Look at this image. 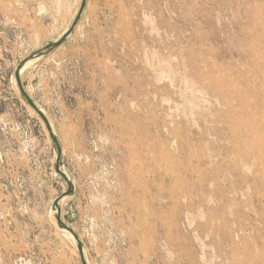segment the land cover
I'll return each instance as SVG.
<instances>
[{"label":"rangeland","instance_id":"1","mask_svg":"<svg viewBox=\"0 0 264 264\" xmlns=\"http://www.w3.org/2000/svg\"><path fill=\"white\" fill-rule=\"evenodd\" d=\"M81 0H0V264H81L13 70ZM20 79L89 264H264V0H87Z\"/></svg>","mask_w":264,"mask_h":264},{"label":"water","instance_id":"2","mask_svg":"<svg viewBox=\"0 0 264 264\" xmlns=\"http://www.w3.org/2000/svg\"><path fill=\"white\" fill-rule=\"evenodd\" d=\"M87 0H81L78 11L71 22V24L68 26V28L54 41L46 44L42 48L32 52L30 55H28L26 58L21 60L17 66L13 70V78L15 81V86L17 88V91L19 93L20 98L29 106L31 109H33L38 116L42 119L46 130L50 136V139L53 144L54 152H55V159H54V170L57 174H59L63 180L66 183V189L57 196L53 204L51 206V211L54 212L53 218L55 220L56 225L59 229H63L67 233H69L75 242L76 249L78 251L81 264H88L87 260L85 258L84 248L83 244L78 237L77 233L69 227L61 218V210H60V204L59 202L68 196H71L74 193V183L71 174L69 171L65 168L62 160V151L61 147L57 138V135L55 134V131L53 130V127L51 126V123L49 122V119L45 115V113L41 110L39 105L29 96L27 91L24 89L23 84L20 79V70L24 66V64L28 61L34 60L42 55L48 54L52 50H54L56 47H58L74 30L75 26L77 25L79 19L81 18V15L83 13V10L85 8ZM65 168V169H64ZM69 174H68V173Z\"/></svg>","mask_w":264,"mask_h":264},{"label":"bare ground","instance_id":"3","mask_svg":"<svg viewBox=\"0 0 264 264\" xmlns=\"http://www.w3.org/2000/svg\"><path fill=\"white\" fill-rule=\"evenodd\" d=\"M13 80V84H14V87L16 88V86H15V81H14V78L12 79ZM17 89V88H16ZM40 108H41V106H39ZM41 110L45 113V111L41 108ZM45 115L47 116V118L49 119V117H48V115L45 113ZM49 122L51 123V121H50V119H49ZM51 126L53 127V125H52V123H51ZM53 130H54V128H53ZM65 169V168H64ZM68 173V172H67ZM69 174V173H68ZM73 179V178H72ZM73 183H74V180H73ZM64 199V198H63ZM62 199V200H63ZM60 203V202H59ZM54 214V212L52 211V215ZM53 220H54V218H53ZM54 222H55V220H54ZM60 230H62V231H64L63 229H60ZM64 232H66V231H64ZM67 233V232H66ZM69 234V233H68ZM70 235V234H69ZM71 236V235H70ZM73 238V237H72ZM86 258V257H85ZM87 260V259H86ZM88 263V262H87ZM89 264V263H88Z\"/></svg>","mask_w":264,"mask_h":264}]
</instances>
